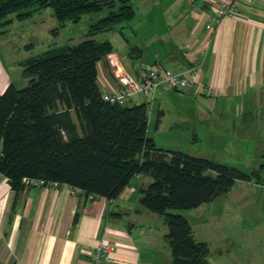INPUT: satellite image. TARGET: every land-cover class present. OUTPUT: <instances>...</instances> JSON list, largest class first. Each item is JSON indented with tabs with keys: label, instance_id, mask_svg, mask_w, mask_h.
Returning <instances> with one entry per match:
<instances>
[{
	"label": "trees",
	"instance_id": "1",
	"mask_svg": "<svg viewBox=\"0 0 264 264\" xmlns=\"http://www.w3.org/2000/svg\"><path fill=\"white\" fill-rule=\"evenodd\" d=\"M45 8H51L58 27L86 13L106 10L88 28L89 36L108 31L122 34L123 27L117 25L136 16L131 0H0V25ZM112 50L109 39L89 37L21 61L26 85L10 84L0 94V173L17 193L25 188V178H36L76 187L85 197L109 200L116 199L136 175H147L151 181L141 189L140 203L166 222L164 237L171 251L167 264H210L206 243L195 238L187 218L176 211L211 201L237 180L259 181L260 168L249 172L157 147L148 134V104L158 90H181L160 86L150 99L136 96L142 102L105 100L96 65ZM130 52L140 50L132 47ZM140 70L143 76L141 66Z\"/></svg>",
	"mask_w": 264,
	"mask_h": 264
},
{
	"label": "crops",
	"instance_id": "2",
	"mask_svg": "<svg viewBox=\"0 0 264 264\" xmlns=\"http://www.w3.org/2000/svg\"><path fill=\"white\" fill-rule=\"evenodd\" d=\"M155 1L159 9L146 0H136V16L142 9L143 19L128 27L133 40L123 31V44L107 37L113 46L114 64L107 58L97 62L98 85L102 93L117 90L114 72L138 78L142 63L173 72L195 65L198 82L190 92L202 95L206 102L211 94L218 98L213 105L196 109L206 119V136L216 142L219 135H227L226 130L230 133L238 127L225 117L216 118L215 113L239 112L257 104L260 108L264 103V0H233L234 12L224 17L217 16V8L227 0ZM154 11L161 14L163 29L151 30L147 25L146 17ZM132 47L140 53H131ZM11 67L0 55V94L17 82L12 81ZM222 99L224 105L218 106ZM226 99L238 106L228 105ZM216 120L222 122L219 131L212 127ZM244 127L254 128L255 124ZM198 132L195 129L194 138L202 140L205 135ZM150 181L147 175L138 174L116 199L109 200L73 194L63 185L28 186L17 193L0 173V264H163L169 247L164 237L166 222L140 203L141 189ZM102 242L110 244L111 250L106 260L97 262L90 251Z\"/></svg>",
	"mask_w": 264,
	"mask_h": 264
},
{
	"label": "rangeland",
	"instance_id": "3",
	"mask_svg": "<svg viewBox=\"0 0 264 264\" xmlns=\"http://www.w3.org/2000/svg\"><path fill=\"white\" fill-rule=\"evenodd\" d=\"M146 2L159 9L155 0ZM132 3L136 9L139 7L136 0H132ZM142 11L140 9L133 20L117 25L118 28L123 27L124 35L131 40L134 37L128 27L132 21L143 19ZM105 14L106 10L86 13L78 21H67L63 27H58L59 23L51 8H45L34 12L29 18L15 19L11 25H0V55L12 64L8 70L12 81H17L15 86L22 87L27 83L22 75L21 61L51 47L75 44L89 37L97 40L112 37L123 44L125 38L118 31L88 35L90 25ZM146 20L151 30L164 28L163 18L158 11L147 16ZM139 38L143 40V35L140 34ZM119 52L120 55L123 53ZM160 91H157L155 99L147 107L148 134L157 147L182 150L249 172L264 164V103L260 108L257 104L256 107L248 106L239 112L235 109L229 113H215L216 118L223 120L225 117V121L229 120L238 128L229 130L230 133L223 131L227 135L222 138L219 135L216 142H211L206 136V119L196 113V109L203 105H213L218 98L211 94L206 102L202 95L193 94L191 90H170L163 94ZM226 100L228 105L238 106L234 100ZM224 103L222 99L216 104L222 106ZM72 117L76 119L74 113ZM221 123V120L213 122V129L219 131ZM253 123L254 128L244 127ZM195 129L205 135L202 140L194 138ZM259 173L260 180L257 182L254 179L247 182L237 180L229 191L217 195L211 201L195 208L176 211L187 218L195 238L206 243L210 264H264V166ZM170 252L168 247V255L164 256L163 264L169 262Z\"/></svg>",
	"mask_w": 264,
	"mask_h": 264
},
{
	"label": "built area",
	"instance_id": "4",
	"mask_svg": "<svg viewBox=\"0 0 264 264\" xmlns=\"http://www.w3.org/2000/svg\"><path fill=\"white\" fill-rule=\"evenodd\" d=\"M233 0H227L218 5L217 16L224 17L234 12ZM112 64V56L110 54L106 57ZM142 69L144 74L142 78H135L127 72H114V75L118 81V88L112 92L102 93L103 98L111 103L124 104L128 100H133L136 96H143L145 99L152 98L154 92L160 86L164 88H175L181 91H187L190 87L198 82L197 66H193L183 72H173L169 68H165L162 71L151 68L148 64L142 63ZM25 188L28 186L50 187L56 188L59 186H67L69 191L73 194H77L80 190L76 187L69 186L67 184H58L54 181H46L44 179L25 178ZM92 197V196H90ZM111 245L102 242L96 248L90 251V256L97 262L106 260L109 256Z\"/></svg>",
	"mask_w": 264,
	"mask_h": 264
}]
</instances>
